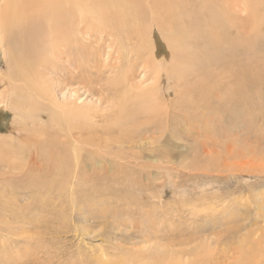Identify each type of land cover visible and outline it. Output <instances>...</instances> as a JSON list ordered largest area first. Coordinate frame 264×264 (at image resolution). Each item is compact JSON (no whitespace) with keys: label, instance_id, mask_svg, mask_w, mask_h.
<instances>
[{"label":"rangeland","instance_id":"1","mask_svg":"<svg viewBox=\"0 0 264 264\" xmlns=\"http://www.w3.org/2000/svg\"><path fill=\"white\" fill-rule=\"evenodd\" d=\"M262 9L255 12L257 23L251 16L245 20V14L240 15L239 23L244 25L233 31L228 41L233 39L234 44L225 45L220 56L224 63L235 61L242 50L236 42L248 40V59L259 64L252 71L259 72L253 84L264 92ZM154 11L165 22L164 9ZM143 27L153 31V58L148 50L153 39H147L146 48L139 51L131 49L137 41L133 39L131 53L121 58L116 45L107 48L112 38L102 34L96 46L101 58L87 77L91 85L67 80L66 69L71 70L73 62L65 54L40 68L55 99L64 103L77 96L79 111L92 107L98 115L110 113L118 102L113 85L118 81L116 67L129 68L132 81L128 85L155 86L158 107L148 117L138 116L127 124L133 127L128 141L134 145L129 143L125 150L115 141L130 128L120 129L112 118L96 122L90 131L73 130V139L88 153L75 168L64 133L54 134L49 126L54 123L52 117L33 124L28 115L21 119L0 106V264H95L101 249L107 261L122 258L124 262L127 255L145 253L146 257L160 255L167 264L170 255L180 259L178 253L183 252L187 263L242 264L246 255V264H257L254 260L264 264V254L256 253L257 259L248 256L264 244V105L256 111L254 104L264 102L262 89L253 91L259 92L257 96L243 91L255 100H238L233 108L226 100L216 99V91L204 107L195 92L197 75L178 83L172 74L178 59L170 49L167 30L149 23ZM196 44L192 50L204 53L205 42ZM107 53L110 58L105 60ZM155 60L161 64L159 75ZM11 62L4 38L0 41V97L6 86L2 77L11 73ZM203 64L194 60L188 64V74L197 66L203 70ZM18 90L28 92L21 85ZM165 105L168 116L163 115ZM78 153L80 157L81 150Z\"/></svg>","mask_w":264,"mask_h":264},{"label":"bare ground","instance_id":"2","mask_svg":"<svg viewBox=\"0 0 264 264\" xmlns=\"http://www.w3.org/2000/svg\"><path fill=\"white\" fill-rule=\"evenodd\" d=\"M263 7L264 0H0V41L5 38L8 55L12 58L9 68L11 73L8 71L7 75L1 76L2 82H5L6 86L1 93L0 106L7 108L14 116L21 119L28 115L33 124L41 121L44 116L52 117L54 123L49 126L55 129L54 134L62 135L64 133L63 137L66 138L64 143L72 150L70 157L74 159L75 168L79 166L81 160H85L84 156H87L88 153L83 144L73 139L74 136L71 135L73 130L83 131L86 129L90 131L96 122H104L112 118L120 129H123L124 125L125 128H130L124 132V136L120 134L115 141L118 148L125 150V146L129 143L134 145V141H128L132 137L131 134H128L133 133L131 130L133 127L127 126V124H130L131 119L135 117H148V113H152L153 108L158 107L157 100L160 96L155 86L145 88L140 85H128L132 81L128 77L130 75L129 68L116 67L115 77H118V81H114L113 85L114 97H117L118 102L114 103L110 113L102 112L98 115L94 109V112L91 111L92 107L91 110L79 111L81 104L76 102L79 100L77 96L75 100L64 103L54 98L52 89L46 85L47 79L42 76L40 71L45 62L65 54L73 62V67L69 64L71 70L66 69L67 80L91 85V81L88 80L89 75L92 76V69L101 58V54L97 52L98 48H96L100 35L107 34L112 38V42H109L111 46L109 45L107 48L110 49L116 45V52L120 54L121 58L122 55L126 57L127 53L130 54L132 50L144 49L147 39H153V43L148 46L153 58V49L156 45L153 31L151 28L146 30L143 25L146 23L158 25L159 28L167 30L170 49L174 51L175 57L178 59L173 63L175 70L172 73L174 76L176 75L177 82H183L186 77L188 78V75L195 74L199 78L195 92L201 97L204 107L210 105L208 100L211 96L214 98L213 93L218 91L215 95L216 99L226 100L227 104L233 108L234 104H238H236L238 100L243 101L247 98L255 100L252 96H257L259 92L256 94L253 91L262 89L256 88L253 84V80L259 77L257 75L259 72L255 75L252 71L258 69L257 65L259 64H254L255 61L252 62L248 59V47H250L248 40L239 42L240 44L237 43L238 41L236 42V45L242 46V50L241 55L235 61L224 63L225 60L220 54L225 45L232 46L234 44L232 43L233 39L228 41V38L234 34L233 31H236L238 26L244 25V23H239L241 22L239 21L240 15L244 13L245 20L251 16L257 23L259 16H256L255 12L261 11ZM162 9L166 13L165 22L159 21L157 19L159 14L157 15L154 11H162ZM92 37H94V42H91ZM133 39L137 40L135 47L133 49L132 46V50H129ZM200 41L205 42L204 53L199 52L200 50H192V47L197 48L195 45ZM227 42L229 43L225 44ZM185 48L189 52H185ZM120 51L121 53H119ZM108 57L109 53L106 54L105 60ZM120 57L118 56V61ZM194 60H201V63H204L203 70L197 66L194 71H189L188 74V64H190L189 66L193 65ZM155 61L153 67L156 74L159 75L158 69L161 64ZM117 63L119 62H116V65ZM143 65L146 72V63ZM155 78L158 80L157 77ZM230 78L232 82H224ZM261 81L264 82V79ZM19 85L26 87L28 92L19 93ZM245 90H250L253 95L247 97L243 92ZM119 95L122 96L119 97ZM249 104L250 107L252 103ZM254 104L256 111L263 109L264 102L262 100L255 101ZM130 106H133L132 110H128ZM168 108V105H165L164 116L169 115ZM232 108L230 107V109ZM245 111L247 114L248 110ZM43 125L40 123L41 127L45 126ZM106 129L108 130V128ZM54 145L56 148L57 142ZM136 148L139 147H132V149ZM80 150L82 153L78 157ZM45 151L51 152L50 150ZM60 165L67 166L64 162ZM77 170L71 168L72 172ZM248 241L244 242L248 244ZM257 248L248 256L254 259L257 253L262 257L264 244L258 245ZM101 250L98 258L96 257L95 264H123L124 262L125 264L145 262L164 264L166 260L160 255L153 257L150 254L146 257L145 253H142L141 255L125 256L124 262H122V258L119 261H107L105 252L103 249ZM178 255L181 256L180 259H174L173 255H170L167 264H189L190 260L188 263L182 260L185 253L179 252ZM195 259H197L196 262L199 261V258ZM241 260L244 261L242 264H246L248 257L245 255ZM254 261L259 263L258 260ZM190 264L197 263L190 261Z\"/></svg>","mask_w":264,"mask_h":264}]
</instances>
